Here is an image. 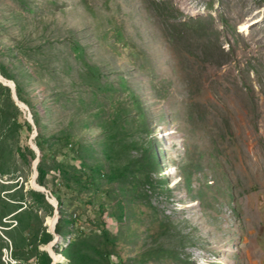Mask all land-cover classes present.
<instances>
[{
	"label": "rangeland",
	"instance_id": "obj_1",
	"mask_svg": "<svg viewBox=\"0 0 264 264\" xmlns=\"http://www.w3.org/2000/svg\"><path fill=\"white\" fill-rule=\"evenodd\" d=\"M0 59V264H264V0H0Z\"/></svg>",
	"mask_w": 264,
	"mask_h": 264
},
{
	"label": "trees",
	"instance_id": "obj_2",
	"mask_svg": "<svg viewBox=\"0 0 264 264\" xmlns=\"http://www.w3.org/2000/svg\"><path fill=\"white\" fill-rule=\"evenodd\" d=\"M161 5H162L161 2H155V1L153 2V7H154L156 13L158 14V16L160 18H162L161 14L159 13ZM0 73L4 76L7 75L1 59H0ZM18 95H19V93H18ZM36 124H38V126H40L38 119L36 120ZM27 127L29 129H31V125L29 123H27ZM69 136L70 135H68V137H66V139H65L66 140L65 146L69 145V141L71 138ZM36 145H37V147L41 153L40 163L37 166V171H38L37 182L39 185L46 187V170H45L46 163H47V160H49V158H51L53 160L55 159V157H56L55 155L57 154V151H54V149H55L54 141L51 144L50 140H47L46 138H44L42 135L41 129H39V136L37 137ZM30 156L33 159L37 158L36 154L32 150H30ZM78 158H80V157H78ZM81 164H82V166H80V168H78L75 165H70V164L68 165L66 163H60V165H61V167H63L65 173H67L70 170V173L72 174V177L75 180L74 185L71 186L70 181L68 182L67 177L64 175L63 172H61L62 174H60V180H61L63 186L66 187L67 189L80 191V192H82V190H85L88 188H89L88 190H91L92 184L94 185V183L97 181V178H96V176H94L93 173L89 176H81L84 174L82 168L84 166L89 167L87 165V163H85V162H83ZM91 170H93V169H91ZM114 171H115V169H114ZM33 193H38V194H36L37 196H42L43 198H45L43 193L35 192V191ZM52 194H53V197L56 198V200L58 201L59 206H60V220L58 222L57 231L59 232V234H61L60 229L63 226V222H65L64 221L65 215H64V211L62 210L63 203H62L61 195L58 192L52 193ZM24 206L25 205L17 204L16 210L12 211L11 213H6V211H2L1 218L7 217L10 214L12 215V214L16 213L12 217H16L19 221L21 216L24 215L25 213L29 212V209H31L30 207L25 208ZM19 227L20 228L18 230H16L18 232V234H17L18 237L13 238V241H12L13 242L12 258H14L17 261V263L24 262V264H26V262H29L27 260H30L39 254V253L37 254L38 245L39 244H45L50 239H46L44 243L42 241H40L39 235L36 233L35 230H33V225L30 223L24 228L23 225L21 224V222L19 221ZM27 228H29V229H27ZM25 232H28L27 236L23 235V233H25ZM46 237H49V236L46 235ZM97 237H98V235H97ZM103 238H104L103 242H107V244H105V247H107V249H108L109 237H108L107 230L103 231ZM71 241H72L71 245L68 248L69 254H72L77 247L76 241L73 242V239ZM100 246L102 247L103 245L100 244ZM2 248H3V246L0 245V251ZM100 255L105 256L106 253L100 251ZM47 258H48L47 256H44V257H42V260L47 259ZM21 264H23V263H21Z\"/></svg>",
	"mask_w": 264,
	"mask_h": 264
},
{
	"label": "water",
	"instance_id": "obj_3",
	"mask_svg": "<svg viewBox=\"0 0 264 264\" xmlns=\"http://www.w3.org/2000/svg\"><path fill=\"white\" fill-rule=\"evenodd\" d=\"M0 76H1V74H0ZM2 77V76H1ZM2 79H4L3 81L6 83V84H8L7 83V80L5 79V78H3L2 77ZM14 87H15V84H13V89H14ZM15 99L17 100V101H19L18 100V98H17V96H16V94H15ZM22 104V103H21ZM20 104V106H22ZM23 107V106H22ZM30 117H31V115H30ZM32 118V117H31ZM30 118V119H31ZM29 122H31L30 120H29ZM34 150L36 151V153H37V155H38V157H37V159H36V162H35V169H36V174H35V176H34V178H33V184H36V185H38L37 184V182H36V179H37V177H38V171H37V166H38V163H39V161H40V156H41V153H40V151H39V149L37 148H34ZM35 186V185H34ZM39 186V185H38ZM36 187V186H35ZM40 188H38V187H36L38 190H40V191H46L45 190V188H43V187H41V186H39ZM56 214H57V220H59V218H60V215H59V212L58 211H56ZM60 238V237H59Z\"/></svg>",
	"mask_w": 264,
	"mask_h": 264
},
{
	"label": "bare ground",
	"instance_id": "obj_4",
	"mask_svg": "<svg viewBox=\"0 0 264 264\" xmlns=\"http://www.w3.org/2000/svg\"><path fill=\"white\" fill-rule=\"evenodd\" d=\"M53 226H54V225L52 224V227H53ZM62 261H63V260H62ZM57 263H60L59 260L57 261Z\"/></svg>",
	"mask_w": 264,
	"mask_h": 264
}]
</instances>
